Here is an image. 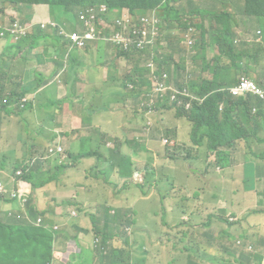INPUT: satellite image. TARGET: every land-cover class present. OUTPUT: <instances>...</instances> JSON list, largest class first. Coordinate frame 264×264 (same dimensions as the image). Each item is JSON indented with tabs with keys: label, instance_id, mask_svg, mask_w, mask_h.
<instances>
[{
	"label": "trees",
	"instance_id": "trees-1",
	"mask_svg": "<svg viewBox=\"0 0 264 264\" xmlns=\"http://www.w3.org/2000/svg\"><path fill=\"white\" fill-rule=\"evenodd\" d=\"M9 1L12 3L15 13L10 15L6 27L3 28V43L1 41L0 47L4 46L6 43L5 38H8L9 28L12 22L17 21L23 26L26 25L27 22L32 24L38 22L37 17L28 20V12L30 10L35 11L36 7L39 8L48 4L52 19L57 22H62L75 18L81 8L100 3L106 4L109 9L128 8L131 13L137 16H140L142 13L149 16L152 14V11L155 10L156 15L158 17L162 16L163 20H165L168 25L170 24V20H177L178 24L181 26L180 32H184L189 27L195 28V35L197 38H200V48L203 51L206 50L207 47L216 49V46H218L219 55L214 60H211V63L206 62L205 66L200 69L198 75L189 73V70L186 69L179 82L180 87L187 86L193 94L201 98V101L193 103L189 111L180 110L177 104H173L161 111L159 121L153 124L151 130H147L146 123L143 128L137 130L143 139L160 140L161 142L165 137L162 133L163 127L159 126V122L162 120L164 112L168 109L172 110L176 112L177 116L185 118L190 123L189 139L191 145L193 147H203L206 152H210L215 156L214 160L218 166L226 167L230 163V157L236 150L237 141L246 139L250 137L251 134H257L258 129L264 126V101L258 100L252 95L234 97L227 90H221V88L229 87L236 82V75L238 72L244 73L245 75L240 76L255 81L264 89V0H219L223 1V4L235 6L245 21H248V24L243 23V25H248L245 31L234 32L231 30L230 11L219 12L213 5H209L208 3H203L198 8H192L191 6L186 8L173 5L175 0ZM193 1L194 0H189V4L193 3ZM4 2L8 3V0H4ZM159 5H162V11L155 8ZM180 15L186 18L182 19ZM197 17L198 20L196 19ZM33 32V35L28 32L24 35H20L16 43L10 45V49H16V51H18L25 44L34 47L36 45V39L49 36L40 29H33ZM251 33H256L257 35L255 37L248 36V34ZM244 37L247 39L243 40L241 49H236L235 44L240 42ZM248 41L254 44V49L246 47L248 46ZM7 46L8 45H6V47ZM222 56L230 57V59L228 61H222ZM197 57L198 56L194 57V62H196ZM170 60L171 54H168L163 61L166 69H170ZM246 60H248V64ZM223 63H229L231 68L232 66L236 67V71L232 73L231 68L228 69L222 66ZM203 71L210 72L211 78H203ZM146 75V69L137 65L134 74L125 77L126 83L123 87L127 88L128 83L133 84V89L130 90V93L138 97L143 88L149 86ZM17 77V74L10 71V65L5 61L0 62V113L6 111L8 114L23 116V110L28 108L29 111L34 109L37 113H46L54 116L55 106H46L42 102V99L39 100L42 107L38 105L37 101H29L21 107L19 101L25 96V93L23 90L16 88V86L21 85L14 80L17 79ZM22 82L23 85L29 86L25 80H22ZM12 97H14L13 101H11ZM58 103L59 110L63 106V103L61 100H58ZM10 106L12 107L10 108ZM253 106H257V111L255 113L252 112ZM138 109L142 112V119L145 122L144 112L139 106ZM244 125L247 126L246 129ZM251 129H253V132H251ZM162 145L164 146V144ZM117 147L116 145L115 148L110 149L109 152L113 153ZM29 149H32V146H30ZM90 154L91 151H87L82 155H74V160L80 159V157H90ZM53 156L55 155H50L48 151L45 150L36 160L34 154L31 156L23 154L20 161L13 163L14 168L11 170L12 176L10 177L9 192L17 191L24 181L32 187V192L39 191V196L32 200L35 204L31 212L32 219L29 218V209L26 208L24 210L23 207L20 219L16 218L19 211L7 212L5 217L0 219V251H12L13 241L15 239H20L24 243L40 251L38 256L34 255L29 264H87L84 263L85 257L75 252H70L65 258L61 257L60 259L54 256L56 251L63 255L65 249L62 245L58 244V240H54V234L49 228L52 222L49 219L54 216L46 203L41 200L42 192L40 190H42V188H50L49 183L52 182L55 187H59L58 183L61 181L58 175L59 170L66 168L67 164L64 162L59 163L57 157L50 159ZM190 156L191 155L186 156L183 159L188 160ZM52 163L53 165L51 166ZM17 169L22 171L20 176L15 174ZM146 179L150 180L151 178L146 176ZM28 197L30 198V196ZM72 198L70 197L57 201L55 206H60L65 203L70 206H75ZM6 201L9 202L8 200ZM38 201H42V203L39 202L36 205ZM29 203L30 201L28 204ZM41 204H43L44 208L41 207ZM18 205L22 206L20 203H18ZM72 210L73 209H71V211ZM111 216L114 219L121 218L126 223H132L130 220L124 219L118 209H115L114 213L110 214L109 208L104 207V218L107 219ZM207 225L208 223L204 224V226ZM93 228L96 230L97 236L100 237L103 248L98 247L96 250H88L86 252H93L101 262L100 264H131L130 250L125 251L123 248L112 247L105 251V246L110 241V236L105 231L96 227L95 224H93ZM191 229L192 231L188 232V239L191 242L189 250L194 253L199 251L201 264H204L205 261H208L210 264H231V258L235 260L247 259L246 255L242 254V252H235L234 249H230L229 251L225 247V250L228 251L230 255L229 259L223 260L218 255H210L209 249L206 247V245L208 246V241L203 235H210L209 231H204L202 233L201 223L199 222L192 224ZM63 233H65V231ZM200 235L204 236V238L201 239ZM72 238L75 239L76 236H72ZM125 244L129 246L128 241H125ZM123 255H125V257H122ZM0 264L26 263L13 256L0 254ZM93 264L99 263L94 262Z\"/></svg>",
	"mask_w": 264,
	"mask_h": 264
},
{
	"label": "crops",
	"instance_id": "crops-1",
	"mask_svg": "<svg viewBox=\"0 0 264 264\" xmlns=\"http://www.w3.org/2000/svg\"><path fill=\"white\" fill-rule=\"evenodd\" d=\"M233 7L230 10L231 30L233 32L245 31L248 25H243V23L248 24V21H245L235 6ZM30 11L28 12V20L33 17H37L38 22L51 20L50 8L47 4L39 8L36 7L35 11ZM9 13L10 15L15 13L14 8L8 11ZM163 21L165 27L168 23L165 20ZM0 27H2V23H0ZM79 27L80 23L77 20H71L64 25L66 31L76 30ZM45 33L49 36L36 39L34 47L25 44L20 50L16 51V49H10V45L14 44L11 42H6L2 47L5 48L8 45L5 48L6 51H12L14 55L18 52L20 55L21 62L17 64V73H20V76L17 74L18 80L16 82L22 86V80H25L29 87L35 89H33L32 101H37L40 107H42V104L39 102L40 99L52 100L55 98L62 101L63 106L59 110L58 105L55 106L53 114L58 117L59 121L63 120L65 123V130L69 132V139L67 145L60 143L59 139L56 141H59L64 150H66L65 157L67 156L69 159H67L66 163L72 164L71 160L75 158L74 155H78L76 151L83 145L90 146L92 133L107 132L110 129L111 113L109 109L113 104H120L118 110L122 112L124 120L127 119L132 122V118L127 117L129 108L132 105L138 111V113L133 114L134 118L140 117L142 119L143 114L138 109V98L133 94L131 95L129 88L123 87L126 83L125 77L134 74L136 66H134L131 74L125 75L122 78L106 73L104 81H100L99 78L104 68L100 67L101 62L91 61L90 53L93 48L103 47L109 50V46L113 47L112 45L96 42L85 49L68 51L65 39L53 35L51 30H45ZM216 47V49L210 48L209 50H204L207 51L206 57L204 51L202 52L201 61L203 65L199 67V70L205 66L206 62L214 60L219 55L218 46ZM235 48L241 49V47L236 46ZM169 49L172 57L171 65L173 63L177 64L176 51L170 45ZM116 52L119 53L117 50ZM211 52L213 58H211ZM229 59L230 57L222 56V61H228ZM246 63L248 64V60H246ZM204 73H208L209 75H205ZM202 77L210 79L211 74L208 71H203ZM175 79L178 81L176 77ZM99 82L103 83L104 87L96 91V85H92ZM120 87H123V90L117 91L116 89ZM173 114L174 125L169 126L167 133L172 134L174 137L186 135V140L190 142V123L188 122L186 131L181 130L179 128L181 117L177 116L176 112H173ZM159 118L160 112L154 117L155 123L159 121ZM164 124L165 117L163 115L159 125ZM251 132H253V129H251ZM147 141L155 142L153 154L157 161L163 163L161 169L155 167L152 170L153 177L150 180H147L146 176L140 178L136 174L143 160L137 155L140 153V147L134 145L133 141L125 142L124 139L121 145H117L116 151L113 153L109 152V165L116 169L119 178L128 184L126 187L127 191L133 193V198L128 201L126 207H132L131 211L134 217H136L137 225L142 228L144 233L145 241H138V244L143 246L144 243H147L149 246L147 251L141 253H132L130 251V262L131 264H201L199 251L195 253L190 252L189 248L191 245L187 248H183L181 245L170 247L165 252L154 247L159 244V235L153 232L151 227L159 225L165 230L175 227L177 223L171 221L173 219L171 212L174 209V205L182 206V201L172 197L171 187L178 186L179 180L176 177V171H174L176 166L173 157L170 155L169 147H166L165 144L163 146L160 140ZM174 144H176V139L170 140V145L174 146ZM196 148H198L196 150L197 153L191 155L188 159L192 165L187 170L181 172V177L184 181L181 188L191 195V199L187 203L190 206L192 201L195 202V209H192L191 206L189 209V213L194 217L193 221H198L199 218L204 217H207V219L210 217L215 218L217 215L225 213V217H227V221L230 223L235 222L238 217H242V230L248 233V229L251 228L248 225V220L253 219L254 215L258 216L259 218L256 219V226L254 228L259 232L258 241L262 246L255 247L248 241V235L236 237L234 242L246 240L244 246L247 243L251 244L253 251H248V264L257 263L261 255H264V206L260 205L264 196V126L258 129L257 134H251L246 139L238 140L236 150L230 157V163L226 167H219V170L217 169L218 166L215 165L213 154L206 152L203 147ZM72 149L75 151H72ZM94 156L100 158L101 155H98L96 151L91 152L90 157L93 158ZM205 158L214 163L216 170L220 172L219 177L210 175L209 171H199L196 169L197 163ZM76 163H80L79 159H76ZM101 169L106 176L103 180L99 179V182L108 191V182L113 172L110 171L108 175L104 168ZM84 178L87 184L95 186L96 182L94 178H98V176L93 171H86ZM65 182H69V177L63 179L62 185ZM38 192H32L33 196L38 197ZM89 193V198L96 201L92 188H90ZM106 193H104V196ZM208 194H210L209 196L212 199L211 202H206L205 196ZM71 197L76 196L73 195ZM154 199L161 203L163 217L157 213L155 208H147V205ZM248 199L253 209L248 210V205L244 208L240 206L243 201H248ZM39 202L42 203V201H38L37 203L35 202L36 205ZM11 203L14 202L11 201ZM104 207H108L109 211L118 209L124 219H128L134 223L129 218L128 213H125V209L121 210L117 207L102 204L101 208L103 212ZM181 219L188 220L184 215L181 216ZM203 229L207 230L206 228ZM63 232L58 235L57 240H60V245L64 247L65 251L69 250L70 253L71 246L68 240L72 239L73 235L69 234L67 230H65V233ZM221 234L226 235L225 232ZM213 235L218 236V231H214ZM183 240V238H180L179 242L181 243ZM81 248H83L82 241L80 242V248L77 246L72 252L82 255V251L86 252L90 250H81ZM86 253L94 256L93 252ZM204 264L210 263L205 261Z\"/></svg>",
	"mask_w": 264,
	"mask_h": 264
},
{
	"label": "rangeland",
	"instance_id": "rangeland-1",
	"mask_svg": "<svg viewBox=\"0 0 264 264\" xmlns=\"http://www.w3.org/2000/svg\"><path fill=\"white\" fill-rule=\"evenodd\" d=\"M8 3L4 2V0H0V12L5 15V18L2 22L3 28L6 27L7 20L10 17V13L8 14V11L12 10V3L9 0ZM203 3L213 5L219 12H229L234 8L232 5L223 4V1L219 0H194L191 4H189V0H175L173 5L186 8H189L190 6L192 8H198ZM180 16L182 19L186 18L182 15ZM196 19L198 20V17ZM180 28L181 26L178 24L177 20H170V24H166L164 27L163 33V39L168 43V45L172 46L177 53L178 62L176 63L179 65V67L176 72V78L178 82L183 77L187 68H189V73L198 75L200 71L199 67L203 65L201 61V53L203 50L200 48V38L198 37L196 53L194 55H189L188 51L180 43V36L174 34L175 31H180ZM256 35V33L248 34L250 37H255ZM246 39L247 38L244 37L240 42L236 43V47H242L243 40ZM1 41L3 43V40ZM248 48H255L251 41H248ZM207 49L209 50L210 48L208 47ZM90 55L92 62H101L102 64H100V67L104 68V70L101 69L102 72L99 78L100 81H104L106 73L117 75L120 78L124 77L125 75H129L133 72L134 66L136 64V58H126L124 55L117 53L116 50L111 46H109V50H106L103 47L93 48ZM204 55L206 57L207 51H204ZM210 55L211 58H213L212 52ZM196 56L198 57L196 62H194L193 59ZM1 61H5L8 65H10V71L20 76V73H17V64L21 62L18 52L14 55L12 54V51H6L5 48L0 47V62ZM222 66L228 69L231 68L229 63H223ZM235 71L236 67L232 66L231 72L234 73ZM204 74L209 75L208 73ZM240 75L245 74L238 72L236 78L238 79ZM14 80L16 81L18 79ZM92 86H95L96 91H99L100 88L104 87V84L99 82L94 83ZM16 88L24 91L26 101H30L33 98L34 92L31 87L18 85ZM116 90L122 91L123 87L117 88ZM13 99L14 97L11 98V101H13ZM34 102L36 101L34 100ZM42 102L46 106H56L59 104L58 100L55 98L52 100L42 99ZM21 103H23V101H21ZM119 106L120 104L115 103L109 109L111 113L110 129L107 132L92 133L90 146L87 147V145H84L81 149L76 151V153L79 155H82L87 151H96L98 155H101L100 158L97 156H94L93 158L80 157V163H76V159H72V164H67L66 161L68 157H65L66 150H64L63 157L62 155H56L50 158L54 159L55 157H59L62 162L68 165V167L63 168V170H59L58 175L61 178V181L58 183L59 187H55L54 183L52 182L49 183L50 188H42V190H40L42 192L41 200L46 203L54 216L49 220L53 221V224L57 223L61 226H64L69 234L76 235L77 240L69 239L68 242L70 245H72V247L74 244H77L78 248H80V242L82 241L83 248H81V250H94L97 245L100 246L101 244V239L99 236H97L96 230L93 228V224H95L99 229L105 231L110 236V241L106 245V250H109L112 247H118L123 248L125 251L130 250L132 253H141L143 251H147L149 248L147 243H144L143 246L138 244V241H145L144 233L142 228L137 225L136 217H134L131 211L132 207H126L128 201L133 198V193L127 191L126 187L128 184L120 179L117 170L109 165V150L114 149L116 145H121L124 139L125 142L133 141L134 145L140 147V153L137 155L143 160V163L136 172L140 178L145 176L152 178V170L155 167L161 169L163 167V163L161 161H157L155 155L153 154V146L155 142L143 139L136 131V129L143 128L145 125L144 120H142L140 117L134 118L133 116V114L138 113L137 108L134 105L130 106L129 108L130 110L127 117L132 118L131 122L127 119H123L122 112L118 110ZM11 107L12 106H10V108ZM173 112L174 111L172 110H167L164 112L163 115L165 117V124L159 126L163 127V136L169 141L165 146L169 147L168 149H170V155L173 157L176 166L174 171H176V177L179 180L178 186L171 187L172 197L176 200H181L182 206L174 205V209L171 212V216L173 217L171 221L177 223L175 227L166 230L159 225L151 227L152 231L159 235V244L155 245L154 247H157L162 252L167 251V248L177 247L178 245H181L183 248L189 247L191 242L188 239V232L192 231L191 225L195 222L201 223L202 233L204 231H209L210 233V235L203 234L208 241V246L206 245V247L209 249L210 255H218L223 260L230 258V255L228 251L225 250V248L229 251L230 249H234L235 252L240 250L239 248L234 247L236 237L248 235V241H250L255 247L262 246V244L258 241L259 232L254 228L256 226L255 221L259 217L254 214L253 215L255 217H253L251 220H248V225L251 226V228L248 229V233L242 230V217H238L235 222L230 223L227 221L225 213H221L215 218L210 217L207 219V217H204L199 218L198 221H193L194 217H192L189 213V209L190 206L192 209H195V202L192 201L190 206L187 203V201L191 199V195L186 190L181 188L182 183L184 182L183 178L181 177V172L187 170L192 165L188 160H184L183 158L188 155L196 154V150H198V148L193 147L191 143L186 140V135L183 137H174L172 134L167 133L169 126L174 125ZM23 114V116H16L13 114H8L6 111H2L0 113V179L5 180L6 183L10 182V177L12 176L11 170L14 168L13 163L20 161L23 154L28 156H31L34 153L40 154L44 152L48 145L52 144L57 139H59L60 143L63 145H67V141L69 139V132L65 130V123L63 120L59 121L57 116L46 113H37L34 109L29 111L28 108L23 110ZM180 120L179 128L183 131H186L188 121L183 117H181ZM244 128L246 129L247 126L244 125ZM172 139H176V144H174V146L170 145V140ZM161 142L163 143V139ZM30 146H32V149H29ZM72 151L75 150L72 149ZM52 165L53 163L51 166ZM99 168H104L108 175L110 171L113 172L108 182V191L104 186H102L101 182L96 181V185L91 186L86 183L84 178L86 171H96ZM196 169L199 171H209L208 173L214 177H219L220 175V172L216 170L214 163L208 161L207 158L198 162ZM102 176L103 175L100 174V177ZM66 177H69V182H65L62 185V181ZM31 188L32 187L27 184H22L19 192L27 196L26 199L21 200L22 206L7 202L6 199L0 198V219L5 217V213L11 211H19V214L16 216V218L20 219L22 207L24 210L26 208L29 209V218L31 219V212L35 206L34 202L32 201L35 197L32 194ZM90 188H92L96 201L89 198ZM104 193H106L105 196ZM73 195L76 196L75 198H72L75 206H70L67 203L60 206H55L57 201L68 199ZM209 195L210 194L205 196L206 202H211L212 200ZM28 196H30V198ZM262 199L263 201L260 205L264 206V196ZM29 201L30 203L28 204ZM102 204L117 207L121 210L125 209V213H128L129 218L133 220L134 223H126L123 219H114L112 216L105 219L103 209L101 208ZM247 205L248 210L253 209L249 199L248 201H243L240 204L242 208L246 207ZM41 207L44 208L43 204H41ZM147 208H155L157 213L163 217L161 203L157 202L156 199L152 200L147 205ZM71 209L73 210L71 211ZM182 215L186 216L188 220H182ZM205 223H208V225L204 226ZM126 226H129L130 230H126ZM203 228H206L207 230H204ZM214 231H218L219 235L214 236ZM222 232H225L226 235H222ZM204 236L200 235V238L203 239ZM180 238L184 239L181 243L179 242ZM125 241H128L129 246L125 244ZM57 242L60 245L61 241L58 240ZM0 254L13 256L22 262L29 264L31 263L34 255L38 256L40 251L39 249L24 243L20 239H15L13 241V250L0 251ZM68 254L69 250L65 251L63 255L56 251L54 256L60 259L61 257L65 258ZM242 254L244 253L242 252ZM82 256L85 257L84 263H101L95 255L91 256L82 251ZM122 257H125V255Z\"/></svg>",
	"mask_w": 264,
	"mask_h": 264
},
{
	"label": "built area",
	"instance_id": "built-area-1",
	"mask_svg": "<svg viewBox=\"0 0 264 264\" xmlns=\"http://www.w3.org/2000/svg\"><path fill=\"white\" fill-rule=\"evenodd\" d=\"M155 8L159 10V7ZM111 11L105 4L91 5L81 10L78 14L80 27L77 30L71 32L58 31L60 36L67 39V50L83 49L92 42L102 41L113 44L120 51L138 54L141 57L143 66L149 70L151 81L150 90L140 97V107L144 112L147 130L152 129L153 115L157 112V105L163 104L166 100L170 105L177 104L180 109L189 110L198 98L189 91L187 86L175 85L166 71L159 72L158 70V60L162 58L163 53L158 45L162 46L164 43L160 40L161 20L156 15V11L153 10L149 16L145 13L137 16L131 14L127 9H122L119 16L113 19L110 18ZM1 17L2 14L0 13ZM30 26L28 23L23 26L17 21L12 22L8 34L9 42L10 40L16 41L20 35L26 34ZM2 32L3 29L0 32L1 36ZM195 32V28L192 27L182 32V43L189 48L195 43ZM229 91L235 96H245L251 93L260 99H264V89L244 76H240L237 83L229 88ZM26 102L25 97L19 101L21 107ZM255 110L254 108L253 111ZM46 150L50 155H56L62 151V147L52 145ZM39 156H36L35 160ZM21 173L20 169L16 171L17 176H20ZM23 183L29 185L23 181L21 186ZM20 188L17 191L9 192L10 188L0 180V197L13 199L17 204H21V200L26 199L27 196L19 192ZM249 249H251L250 246ZM260 264H264V259Z\"/></svg>",
	"mask_w": 264,
	"mask_h": 264
},
{
	"label": "clouds",
	"instance_id": "clouds-1",
	"mask_svg": "<svg viewBox=\"0 0 264 264\" xmlns=\"http://www.w3.org/2000/svg\"><path fill=\"white\" fill-rule=\"evenodd\" d=\"M100 4H104V3H100ZM100 4H94V5H100ZM48 5V4H47ZM106 5V4H105ZM88 6H91V5H88ZM107 6V5H106ZM85 7H87V6H85ZM85 7H83V8H81L79 11H78V13H77V16L75 17V18H71V19H69V20H64V21H62V22H57V21H55V20H53L52 19V16H51V20H48V21H42V22H38V23H35V24H32V23H29V22H27L28 24H30L31 26H30V28H29V30H27L26 32H28L29 34H33V29H40L43 33H45V30H51L52 32H53V35H55V36H58V37H61V38H63V39H65V43H66V47H67V39L66 38H64L63 36H60L59 34H58V31L59 30H64V31H66L65 30V28H64V25H65V23H67V22H69V21H71V20H77L78 21V14H79V12L81 11V10H83ZM156 7H159V11H162V5H159V6H156ZM13 8V7H12ZM50 8V7H49ZM108 8V7H107ZM109 9V8H108ZM122 9H127L128 11H129V9L128 8H122ZM122 9H116V8H113V9H109L110 11L111 10H115V11H111L110 12V18H116L117 16H119V14H120V10H122ZM130 12V11H129ZM1 13V12H0ZM131 13V12H130ZM2 14V13H1ZM51 14V13H50ZM131 14H134V13H131ZM5 15L4 14H2V17L0 18V23H2V18L4 17ZM160 20H161V37H160V40L164 43V45H162V46H160V45H158V47L159 48H161L162 50H163V53H162V58L161 59H159L158 60V70H159V72L160 71H166L169 75H170V77H171V80L173 81V83L175 84V85H177V86H180V84H179V82L178 81H176V79H175V77H176V72H177V70H178V67H179V65L178 64H172V65H170V69H166L165 67H164V64H163V61H164V59L166 58V56L168 55V54H171L170 53V49H169V45H168V43L163 39V28H164V21H163V19H162V16H160ZM79 22V21H78ZM36 24H38L37 25V27H36ZM77 30V29H76ZM2 31V29H1V27H0V32ZM72 31H75V30H72ZM66 32H71V31H66ZM175 34H177V35H179L180 36V43H181V45H183V47L188 51V53H189V55H194L195 53H196V46H197V43H198V38L195 36V38H196V40H195V43H194V45L191 47V48H189L188 46H186L184 43H182V32H180V31H177V32H175ZM1 36V35H0ZM2 40V36H1V39H0V41ZM5 41L6 42H9V37L8 38H5ZM17 41V40H16ZM16 41H11L10 40V42L11 43H16ZM97 42H102V41H97ZM93 43H96V42H92L91 44H93ZM104 43H107V42H104ZM91 44H89V45H91ZM108 44H110V45H112L120 54H122V55H124L125 57H127V58H129V59H135L136 60V64H135V66H139V67H141V68H144V69H146V71H147V75H146V77H147V79H148V81H149V86L148 87H145V88H143V90H142V92L139 94V96L137 97L138 98V106L140 107V97H141V95L143 94V93H146L147 91H149L150 90V88H151V81H150V79H149V70L145 67V66H143V62H142V60H141V57L138 55V54H135V53H126V52H123V51H120V50H118L113 44H111V43H108ZM89 45H87L85 48H87ZM85 48H83V49H85ZM73 50H78V49H73ZM72 51V50H71ZM202 56V55H201ZM171 60H172V57H171ZM171 60H170V63H171ZM187 70H189V68H187ZM240 73H242V72H240ZM237 81H238V79L236 78V82L233 84V85H231V86H229V87H226V88H221V90H227L230 94H231V92L229 91V88L230 87H232V86H234L236 83H237ZM255 82V81H254ZM130 86H132V87H130ZM127 88H129L130 90H132L133 89V84H131V83H128L127 84ZM189 91H190V89H189ZM191 92V91H190ZM192 93V92H191ZM193 94V93H192ZM193 95H195V94H193ZM232 96H234V97H240V96H242V97H246V96H248V95H252L253 97H255V98H257L258 100H261V101H264V99H260V98H258L257 96H255L254 94H251V93H248L247 95H245V96H243V95H240V96H235V95H233V94H231ZM197 98H198V100H195L193 103H195V102H198V101H201V98H199L197 95H195ZM25 97V96H24ZM33 99V98H32ZM32 99L30 100V101H32ZM27 102H29V101H27ZM26 102V103H27ZM25 103V104H26ZM15 104V103H14ZM14 104H13V106H14ZM193 105V104H192ZM171 105L168 103V101L166 100L163 104H161V105H157V112L153 115V120H154V123H155V119H154V117L159 113V112H161L162 110H164V109H166V108H168V107H170ZM192 107V106H191ZM256 109L255 111H253V109ZM180 110H183V109H180ZM190 110V109H189ZM189 110H184V111H189ZM257 111V106H253L252 107V112L253 113H255ZM153 123V124H154ZM190 133V132H189ZM164 140H166V142H164ZM240 140H242V139H240ZM189 141H190V139H189ZM168 143V140H167V138H164L163 139V144H167ZM52 145H59V146H61L62 147V151L61 152H59V153H57L56 155H62V157L64 156V149H63V146L59 143V141H54L52 144H50V145H48L47 147H46V149L49 147V146H52ZM45 149V150H46ZM44 150V151H45ZM42 153H40V154H35L34 153V157H36V156H38V155H41ZM212 154V153H211ZM55 155V156H56ZM58 158V162L59 163H62V161L59 159V157H57ZM214 158H215V156H214ZM214 162H215V160H214ZM66 164V163H65ZM215 165L216 166H218L216 163H215ZM67 167H68V165H67ZM219 167L220 166H218L217 167V169L219 170ZM221 168V167H220ZM18 170V169H17ZM16 170V171H17ZM94 172L95 174H96V176H98V178H94V181L96 182V181H99V179H101V180H103L104 178H105V176H106V174L102 171V169L101 168H99V169H97L96 171L95 170H89L88 172ZM15 174H16V172H15ZM100 174H102L103 176L102 177H100ZM1 181H3L5 184H6V186L8 187V188H10V182L9 183H6V181L5 180H2V179H0ZM1 199H6V200H8L9 202H14L15 204H17V202L16 201H14L13 199H9V198H2V197H0ZM72 198V197H71ZM18 205V204H17ZM109 213L110 214H113L114 213V210H112V211H109ZM32 219V218H31ZM132 222V221H131ZM131 224H133V223H131ZM49 228L52 230V232H53V234H54V240H57V238H58V235L59 234H61L63 231H65L66 230V228L64 227V226H61L60 224H53V221L50 223V225H49ZM125 229L126 230H130V227L129 226H126L125 227ZM86 231V230H85ZM73 236H75V235H73ZM73 239V238H72ZM73 240H77V237L75 238V239H73ZM239 242V241H238ZM234 243V247H237V248H239L240 250H237L238 252H243L245 255H246V258L247 259H239V260H235V259H233V258H231L230 260H231V264H248V251H253V248H252V245L251 244H248L247 243V245L246 246H244V244L246 243V240H243L242 242H239V243ZM71 246V248H70V252H72V251H74L75 250V248L78 246L77 244H74V246L72 247V245H70ZM244 246V247H243ZM249 246L251 247V249H249ZM103 248V246L100 244V246H96L95 247V250H96V248ZM105 251H106V246H105ZM104 251V252H105ZM131 253V252H130ZM264 259V255H261V257L259 258V261L257 262V263H255V264H260L261 263V261ZM241 261H242V263H241Z\"/></svg>",
	"mask_w": 264,
	"mask_h": 264
}]
</instances>
